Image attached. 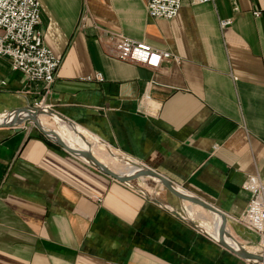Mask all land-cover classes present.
<instances>
[{
  "label": "crops",
  "instance_id": "1",
  "mask_svg": "<svg viewBox=\"0 0 264 264\" xmlns=\"http://www.w3.org/2000/svg\"><path fill=\"white\" fill-rule=\"evenodd\" d=\"M147 2L41 0L45 42L62 60L44 105L68 133L51 116L39 118L59 136L0 126V264H258L199 226L218 224L211 211L194 204L190 218L158 180L120 182L59 144L121 176L130 171L117 155L158 172L221 211L242 251L263 252L236 219L251 198L248 176L264 183V0L184 1L173 20L150 18ZM107 31L179 60L157 70L122 62ZM96 73L105 82L85 80ZM42 96L0 58V116Z\"/></svg>",
  "mask_w": 264,
  "mask_h": 264
},
{
  "label": "built area",
  "instance_id": "2",
  "mask_svg": "<svg viewBox=\"0 0 264 264\" xmlns=\"http://www.w3.org/2000/svg\"><path fill=\"white\" fill-rule=\"evenodd\" d=\"M184 1H190L192 4L214 2V0H148V15L153 19L173 20L178 16ZM88 18V13L82 15L80 28L86 27ZM229 23L223 21L221 25L225 27ZM105 33L113 44V56L122 62L140 64L157 70L165 61L179 60L171 52L157 50L145 42L109 31ZM0 58L8 59L12 70L23 73L29 84L39 86L45 97L52 94L54 85L60 77L62 60L54 55L45 42L41 0H0ZM85 80L102 83L105 82V77L101 73H96L87 76ZM44 100L42 98L35 106L47 109ZM243 189L251 194V198L245 212L236 219V222L257 235L264 250V183L260 175H249ZM96 199L102 202V198Z\"/></svg>",
  "mask_w": 264,
  "mask_h": 264
},
{
  "label": "water",
  "instance_id": "3",
  "mask_svg": "<svg viewBox=\"0 0 264 264\" xmlns=\"http://www.w3.org/2000/svg\"><path fill=\"white\" fill-rule=\"evenodd\" d=\"M24 111H28V113L31 114L30 117H28V119L23 120L22 122H26V121H31L32 123H34L42 132H44L47 136L51 137V135L44 129L41 119L39 118V116H51L52 118L55 119L58 118L62 121H67L63 118H61V116H59L58 114H56L55 112L49 110V109H42V108H36V107H27L25 109H23ZM16 111V112H12L9 113L7 115L13 117V122L12 124H8L5 123L6 126H15L17 123L21 122V120L19 119V115L20 112L23 111ZM1 125V124H0ZM59 144L66 150H68L71 154L75 155V156H80L79 155V151H75L70 149L69 147H67L62 141L59 142ZM86 160H88L91 164H93L94 166H96L98 169H100L101 171H103L104 173L108 174L109 176L113 177L114 179L123 182V183H130L136 179L139 178H144V177H148V178H153L158 180L163 186L164 188H166L169 192H171L173 195H175L177 198L183 200V201H188L192 204H195L197 206H201L209 211H211L212 213L219 215L222 219H223V227L226 228L227 225V219L226 216L219 211L218 209L214 208L213 206L209 205L206 202H203L202 200L195 198V197H190L187 196L179 191H177L174 187H173V183L166 178L165 176L159 174L158 172L147 168L146 166H141L139 164H136V168H138V170H134V173L129 174L128 176H121L120 174L115 173L114 171H112L108 166H106L105 164L101 163L99 160H97L94 155H92L89 152H85V154H82ZM82 157V156H80ZM221 245L223 247H225L226 249L230 250L231 252L235 253L236 255L240 256L241 258L244 259H249L252 260L253 262H256L258 264H264V256L261 254H259L258 252H250L248 250H244L242 252H237L235 251L231 246L227 245L226 243H224L222 240H220Z\"/></svg>",
  "mask_w": 264,
  "mask_h": 264
},
{
  "label": "bare ground",
  "instance_id": "4",
  "mask_svg": "<svg viewBox=\"0 0 264 264\" xmlns=\"http://www.w3.org/2000/svg\"><path fill=\"white\" fill-rule=\"evenodd\" d=\"M31 116V114L30 113H28V111H23V112H20V115H19V117L20 118H28V117H30ZM7 118V117H11V116H9V115H7V114H5L4 116H0V120L1 119H4V118ZM11 118H13V117H11ZM54 119V118H53ZM12 120V119H11ZM54 120H56V122H57V124L59 125V128L61 129V131H62V134H65L66 133V130L63 128V126H62V123H60L58 120H57V118H55ZM67 125V124H66ZM70 130V129H69ZM70 132H71V130H70ZM58 133V132H57ZM59 133H61V132H59ZM68 133V132H67ZM66 133V134H67ZM61 134V135H62ZM51 135H53V136H59V134H56V132L54 133V132H52V134ZM66 146L67 147H69L70 149H72V150H75V151H77L76 149H75V147L73 146V144H66ZM79 155L80 156H82L81 158H83V159H86L83 155H82V153H80L79 152ZM124 176V175H123ZM173 187L177 190V191H179V192H181V193H183V194H185V195H187V196H190V197H194L193 195H191V194H189L188 192H186V191H184V190H181V189H179V188H176V186L175 185H173ZM196 198V197H195ZM178 199V198H177ZM183 204V203H182ZM185 204H186V210H183L184 211V213H186L187 214V216H189L190 218H193V219H195L196 218V216H195V208H194V204H192V203H190V202H188V201H185ZM182 210V209H181ZM216 215V214H215ZM215 218H217V221H218V224H216L214 227H211V226H209V225H207L206 223H203L202 222V224H201V222H199V226H201L203 229H205V231H207L208 233H210L211 235H215V236H217V241H220V239L224 242V243H226L227 244V242H229V246H232L234 249H236V250H240V251H237V252H241L242 250V247L239 245V244H237V243H233L231 240H230V238H228V234H227V227L226 228H224L223 227V219L219 216V215H216L215 216ZM197 220V219H196ZM201 220V219H200ZM228 245V244H227ZM235 250V251H236ZM260 255L262 254L263 256H264V252H260L259 253Z\"/></svg>",
  "mask_w": 264,
  "mask_h": 264
},
{
  "label": "rangeland",
  "instance_id": "5",
  "mask_svg": "<svg viewBox=\"0 0 264 264\" xmlns=\"http://www.w3.org/2000/svg\"><path fill=\"white\" fill-rule=\"evenodd\" d=\"M43 93V92H42ZM47 97V96H46ZM45 96H44V93H43V96H42V98L43 99H45L46 98ZM42 98H41V100H42ZM40 100V101H41ZM39 102V101H38ZM37 103V102H36ZM33 107H36L37 108V106H33ZM32 122H30V121H26V122H19V123H17L15 126H10V128H13V129H19V128H22V127H27V126H32V124H31ZM8 124H12V122H9ZM27 125V126H26ZM0 126H6L5 125V123H1V125ZM118 156V158H120V160H118V159H113V160H115L116 162H120V163H122V165L125 167V169H124V172H128V171H130L129 173L131 174V171H134V169L136 168V164H139V163H137V162H135V163H133V164H131L130 162H128V161H126L125 160V157L124 156H122V155H117ZM140 165V164H139ZM126 166H131L132 168H129V169H126ZM192 220V219H191ZM262 251L264 252V250L262 249ZM261 252V251H260Z\"/></svg>",
  "mask_w": 264,
  "mask_h": 264
}]
</instances>
